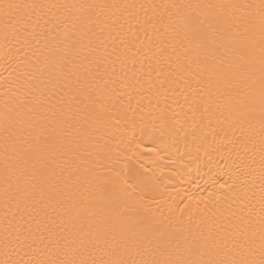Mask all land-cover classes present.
Returning a JSON list of instances; mask_svg holds the SVG:
<instances>
[{"label":"bare ground","instance_id":"obj_1","mask_svg":"<svg viewBox=\"0 0 264 264\" xmlns=\"http://www.w3.org/2000/svg\"><path fill=\"white\" fill-rule=\"evenodd\" d=\"M23 2L45 7L33 15L34 24L39 20L32 36L6 33L0 24V264L9 258H27L26 248L6 241H15L22 226L35 227L28 225L25 211V203L32 201H20L25 190L33 191L29 181L38 183L41 157L49 164L47 183L33 198L40 199L43 192L39 207L53 220L60 213L73 234L84 223L86 228L92 224L93 232L106 229L109 238L123 233L150 240L161 261L199 259L194 239L202 232L206 235L216 219L228 214L230 205L245 213L253 206L259 209L264 174L259 119L261 23L258 13L247 24L239 18L249 15L244 6L258 5L260 0ZM220 4L239 7L229 10L231 16L220 17L215 7ZM141 5L158 7L146 16ZM149 17L152 22L146 23ZM195 17L207 18L206 23L218 25L225 34L215 56L234 79L228 83L213 76L197 82L189 77V84L161 87L158 72L167 73L178 58L185 59L182 42ZM45 34L37 44L36 39ZM77 37L84 43L89 38L103 41L107 53L101 47L85 61L87 52H83L76 61L84 67L69 77L59 71V61L75 56L72 45ZM249 41L255 42L251 48L246 47ZM161 49L166 50L163 56ZM241 52L244 56L238 55ZM108 53L110 58L103 59ZM92 61L105 67L96 72ZM121 61L129 77L141 76L135 88L121 89L113 83L116 77L107 66L120 74ZM249 94L256 97L251 125L238 123L233 114L234 106L247 104ZM37 146L43 151L36 152ZM28 147L33 153L26 155ZM253 215L258 221L259 216ZM69 216L75 224L68 222ZM258 243L257 239L256 247ZM92 251L85 255L90 258ZM103 255L100 248L95 250L96 259Z\"/></svg>","mask_w":264,"mask_h":264},{"label":"snow or ice","instance_id":"obj_2","mask_svg":"<svg viewBox=\"0 0 264 264\" xmlns=\"http://www.w3.org/2000/svg\"><path fill=\"white\" fill-rule=\"evenodd\" d=\"M44 7V5L26 3L23 0H0V24L3 25L6 33L12 31L14 34L19 33L23 35V33L28 32L32 36L35 27L38 26L39 20L38 17L37 23L34 24L33 15L38 10H43ZM52 7L57 6L53 5ZM60 7L67 6L62 5ZM88 7L91 8L93 6ZM112 7L117 6L113 5ZM140 7L147 16L151 8L158 6L148 5L146 7L145 5H141ZM164 7L168 6L165 5ZM172 7L177 6L173 5ZM188 7L191 6L189 5ZM206 7L212 8L213 5H207ZM215 7L219 10V16L223 17L225 15L231 16L229 10L236 9L239 6L220 4ZM244 7L249 10V15L239 18L241 24L251 22L254 19V13L259 14L261 23V38L259 42L261 52L259 69V119L261 125L260 130L264 134V0H260L258 5H246ZM206 21L207 18L201 20L199 17H195L190 21L189 31L185 33L184 42H182L185 59L181 62L178 58L174 62L176 66H170L167 73L163 69L158 72L156 79L160 80L161 87L164 84L175 82L189 84V77L195 79L197 82L204 77L211 80L213 76L217 80H226L228 83H231V79H234V77L230 78L229 74L223 71V61L219 63L216 61L215 53L223 43L225 34L221 32L218 25H213L210 22L206 23ZM151 22L152 18L149 17L146 23ZM30 26L32 31L29 30ZM45 38L46 34L36 39V43H41V40ZM254 44V41H249L246 47L251 48ZM72 47L75 50V56H65L59 61V71L69 77L78 73L79 67H84L83 64L78 65L76 61V57L80 56L83 52H87V55H84L85 61L88 60V55L96 56L101 47L107 53V45L100 40L94 43L92 38H89L88 42L84 43L82 38L77 37ZM115 51L116 49L113 48V52ZM159 51L161 56H163L166 50L161 49ZM238 55L244 56V53L241 52ZM110 56L111 53H108L103 59H109ZM119 59L117 57V60ZM245 59H247L246 56ZM91 63H95L96 72H99L101 68L105 67L100 61L89 62V64ZM157 63L159 64L160 62L157 61ZM113 64H115V61H113ZM121 64L120 74L117 73L115 67L112 65L107 66L111 68V76L116 77L113 83L119 84L121 89L135 88L140 83L141 76L133 73L129 77L124 70L127 67L126 64L123 61H121ZM133 66H135V61H133ZM148 75L151 77V71ZM125 80L129 82L125 83ZM132 81H135V83H132ZM253 83L255 82L253 81ZM52 85L53 87L56 86L55 80L52 81ZM107 86L106 81L105 87ZM247 86L251 87L252 85ZM112 91L113 93H117V89H113ZM116 99H121L120 94L116 95ZM255 102V95L249 94L247 104L242 101L234 106L233 114L236 115L238 123L251 125L256 115L253 110ZM28 126L32 127V124L29 123ZM63 139L67 140L68 137L65 136ZM21 140H23V137H21ZM55 142L59 143V138ZM24 144H27V141H24ZM35 151L39 152L43 151V149L37 146ZM29 153H33L32 147L25 149V154L28 155ZM29 158L31 159L32 157L29 156ZM40 159L42 161V167L38 173V183H33L30 180L29 184L33 191L31 194H28L25 190L23 199L20 201L21 203H25L28 200L32 201L31 205L25 203V211L29 218L28 225H35V227L22 226L24 230L17 232L15 241H6V244H14L20 249L26 248L27 251L24 252V255L27 258L21 260L9 258L4 260L2 264H264V174L261 176L258 210L253 206L245 213L243 208L236 211L232 210V206L230 205L228 214L226 216L222 214L221 218L216 219L208 229L206 235L202 232L198 238L194 239L195 250L200 252L199 259H167L161 261L155 257L156 249L151 247L152 242L150 240L146 241L145 239L137 238L135 235L125 236L123 233H121L119 238L116 236L109 238L106 229L97 228L93 232L92 224H89L86 228L84 223H81L73 234V232L68 230L67 224L61 218L60 213H57V219L53 220L44 207H39L43 201V192H39L40 199L33 198L39 189L47 183L46 177L49 164L43 160V157ZM12 167H15V165L13 164ZM23 174V171H21V175ZM28 175L33 176V179H37V176L33 173H28ZM225 186L223 184L221 185L222 188ZM114 196L118 198L119 193H114ZM240 199H243V197H240ZM63 204L64 202L60 201V205ZM29 208L31 210H28ZM254 212L259 216L258 221L253 215ZM41 214L43 215L41 216ZM21 218L23 219V216ZM68 222L75 224V220L71 216H69ZM65 232H68L67 236L64 235ZM257 239L259 242L258 247L255 246ZM101 241L103 242L102 247ZM97 248H100L104 252V255L100 259H96L95 257V250ZM89 249L93 250L90 258L85 255ZM13 250L15 251L16 249L14 248ZM188 250L192 251V249ZM133 253L135 256L140 257V259H135Z\"/></svg>","mask_w":264,"mask_h":264}]
</instances>
